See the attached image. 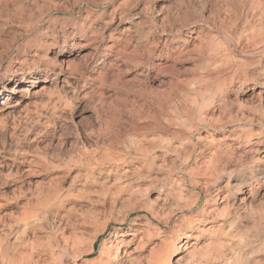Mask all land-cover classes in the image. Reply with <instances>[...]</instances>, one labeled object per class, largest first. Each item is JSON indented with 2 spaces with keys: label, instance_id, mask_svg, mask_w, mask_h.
<instances>
[{
  "label": "rangeland",
  "instance_id": "374dc122",
  "mask_svg": "<svg viewBox=\"0 0 264 264\" xmlns=\"http://www.w3.org/2000/svg\"><path fill=\"white\" fill-rule=\"evenodd\" d=\"M177 237L264 264V0H0V264Z\"/></svg>",
  "mask_w": 264,
  "mask_h": 264
},
{
  "label": "bare ground",
  "instance_id": "6f19581e",
  "mask_svg": "<svg viewBox=\"0 0 264 264\" xmlns=\"http://www.w3.org/2000/svg\"><path fill=\"white\" fill-rule=\"evenodd\" d=\"M44 82H48V77H45ZM34 83H35L34 81H31L32 86H34ZM29 90L30 89H28V87H26L23 92L27 93ZM11 92H13V88H12ZM191 236L192 235H189V236H187V238L189 239ZM179 237H177L173 241H170L167 244H165L164 247L160 250L161 251L160 253L164 254V255H161L162 260H160L161 258L157 262L151 260L152 262H150V264H170L171 255H174L178 251V248H180L177 245V241H179Z\"/></svg>",
  "mask_w": 264,
  "mask_h": 264
}]
</instances>
